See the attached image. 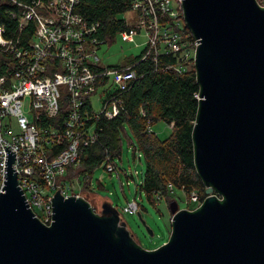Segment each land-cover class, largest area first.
Listing matches in <instances>:
<instances>
[{
  "label": "water",
  "instance_id": "water-1",
  "mask_svg": "<svg viewBox=\"0 0 264 264\" xmlns=\"http://www.w3.org/2000/svg\"><path fill=\"white\" fill-rule=\"evenodd\" d=\"M200 41L195 163L207 198L196 209L169 203V241L146 250L119 211L98 214L57 191L51 225L31 210L6 149L0 192V264H264V7L258 0H183ZM139 218L147 226L141 212Z\"/></svg>",
  "mask_w": 264,
  "mask_h": 264
},
{
  "label": "built area",
  "instance_id": "built-area-1",
  "mask_svg": "<svg viewBox=\"0 0 264 264\" xmlns=\"http://www.w3.org/2000/svg\"><path fill=\"white\" fill-rule=\"evenodd\" d=\"M11 1L20 7L12 14L18 17L19 36L7 37L6 27L0 24V55L6 71L0 75V192L6 180V146L16 153L13 167L31 210L42 223L51 225L56 192L65 197L80 196L75 183L64 177L83 147L97 141L95 126L88 121L102 115L115 117L121 101L116 96L108 98L109 94L128 89L138 73L136 63H124L128 57L120 67L101 64L99 49L105 42L98 36L102 26L79 12L82 0ZM129 3L130 8L123 13L126 29L117 36L133 42L145 31L142 61L166 52L179 56L175 66L179 72L195 66L200 41L187 31L183 0ZM30 24L31 35L22 39ZM97 95L103 103L101 112L93 107L92 97ZM62 100L67 101V111L59 127L50 121L60 114ZM27 101L31 119L24 109ZM105 167L109 172L117 168L114 161ZM169 187L175 190L172 184ZM205 199L196 192L190 195L196 208ZM124 210L135 214L139 203L129 202Z\"/></svg>",
  "mask_w": 264,
  "mask_h": 264
},
{
  "label": "trees",
  "instance_id": "trees-1",
  "mask_svg": "<svg viewBox=\"0 0 264 264\" xmlns=\"http://www.w3.org/2000/svg\"><path fill=\"white\" fill-rule=\"evenodd\" d=\"M258 2L264 5V0ZM129 8V0H82L79 12L88 19L100 22L102 32L98 38L111 44L116 41L118 32L126 29L125 21L120 16ZM19 11L20 7L13 1L0 0V24L6 27V35L9 38L19 36L18 17L12 15ZM186 28L191 33L190 28ZM32 30L33 26L30 24L22 33V39L28 38ZM127 59L125 64L128 61L136 63L138 76L128 89L116 90L109 94L108 98H120L119 113L111 119L102 115L88 121V125L95 126L97 141L83 147L79 159L69 165L64 178L74 182L80 181V177L84 176V189L94 192L91 182L94 170L121 155V134L126 133L128 128L134 156L140 152L146 161L144 177L142 182L137 184L141 195L145 193L152 204H156L161 198H166L170 203L174 200L173 191L169 187L172 184L175 189L185 191L189 201L192 192L199 194L201 199L207 198L206 186L195 163L193 128L200 105L197 96L200 93V85L195 66L191 64L186 71L179 72L175 68L180 62L179 56L166 52L152 54L143 61L142 55ZM0 60L2 75L6 71L1 55ZM66 111L67 101L62 100V110L50 121L51 124L61 127L66 118ZM158 120L172 126L170 137L161 139L152 131V124ZM61 148L62 146L56 149L55 154ZM140 208L139 203V211Z\"/></svg>",
  "mask_w": 264,
  "mask_h": 264
},
{
  "label": "rangeland",
  "instance_id": "rangeland-1",
  "mask_svg": "<svg viewBox=\"0 0 264 264\" xmlns=\"http://www.w3.org/2000/svg\"><path fill=\"white\" fill-rule=\"evenodd\" d=\"M120 17L123 19L124 15L121 14ZM146 42L145 31L137 34L133 42L124 41L121 35H118L115 42L105 43L99 49L101 64L106 66L121 65L127 57L139 56L145 48ZM92 101L95 112H101L103 103L100 97L93 96ZM24 109L26 112L29 110V101L26 102ZM27 115L30 119L32 118L31 113L27 112ZM151 129L161 139L170 137L173 132L172 126L163 120L154 122ZM126 131L128 133L122 132L121 134V155L114 160L116 170L109 172L105 167L106 162L96 168L91 179L94 192L84 189V176L80 177L81 182L74 180V183L80 196L87 199L98 214L103 213L102 206L106 202L112 204L127 223L135 241L146 250H155L169 241L172 233V213L166 198H161L157 200L156 204H152L145 193L142 195L139 193L137 184H140L144 177L146 161L140 152L136 153V157L134 156V147L130 142L131 133L128 128ZM131 174L134 179L127 177ZM172 196L177 200L181 209L196 208V205L189 201V196L185 191L175 189ZM134 200L140 203L139 212L153 234L142 223L138 216L139 212L130 214L124 210L128 203Z\"/></svg>",
  "mask_w": 264,
  "mask_h": 264
},
{
  "label": "crops",
  "instance_id": "crops-1",
  "mask_svg": "<svg viewBox=\"0 0 264 264\" xmlns=\"http://www.w3.org/2000/svg\"><path fill=\"white\" fill-rule=\"evenodd\" d=\"M106 203H108V202H106ZM110 204V203H109ZM111 206H112V204H110Z\"/></svg>",
  "mask_w": 264,
  "mask_h": 264
}]
</instances>
